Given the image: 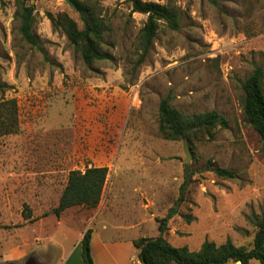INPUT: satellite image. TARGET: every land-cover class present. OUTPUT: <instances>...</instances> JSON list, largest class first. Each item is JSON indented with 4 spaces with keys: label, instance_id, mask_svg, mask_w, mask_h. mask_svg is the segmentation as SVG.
I'll list each match as a JSON object with an SVG mask.
<instances>
[{
    "label": "rangeland",
    "instance_id": "1",
    "mask_svg": "<svg viewBox=\"0 0 264 264\" xmlns=\"http://www.w3.org/2000/svg\"><path fill=\"white\" fill-rule=\"evenodd\" d=\"M97 1L106 58L88 65L47 16L66 12L80 24L65 0H27L42 50L22 38L16 0H0V103L15 99L19 120L17 131L0 133V264H59L87 226L156 237L187 172L179 212L193 219L170 218L168 242L197 251L231 239L250 248L264 214V143L244 117L242 84L255 67L264 72V0H146L177 7L181 28L162 23L144 60L147 15L126 0ZM167 95L183 114L216 110L228 122L211 137L184 136L189 161L184 137L159 132ZM92 166L109 170L99 204L54 215L70 171ZM212 167L236 175L223 179ZM128 258L124 251L121 261Z\"/></svg>",
    "mask_w": 264,
    "mask_h": 264
},
{
    "label": "trees",
    "instance_id": "2",
    "mask_svg": "<svg viewBox=\"0 0 264 264\" xmlns=\"http://www.w3.org/2000/svg\"><path fill=\"white\" fill-rule=\"evenodd\" d=\"M79 14L80 24L66 12L57 14L47 13L54 28L60 29L81 55L83 61L90 65L106 58L102 50L106 21L97 0H71ZM132 12L147 15L146 22L140 31L139 46L144 60L150 51L161 24L173 31L181 28V16L172 4L146 0H126ZM215 1V0H213ZM17 10L15 19L19 23L22 38L33 47L42 50L38 36L34 32V6L27 0H16ZM264 72L257 66L242 84L244 100L242 110L247 122L259 134L264 143ZM171 96L160 100L159 132L165 139L179 140L186 136L189 141L202 133L211 137L217 126L227 127V120L216 110L204 114H183L172 106ZM18 107L15 99L0 103V133H12L18 130ZM188 166V165H187ZM214 173L223 179L234 178L232 170L212 167ZM106 166H92L84 171L72 170L63 189L59 203L52 213L59 217L66 209L73 206L96 207L101 199L107 180ZM188 173V172H187ZM185 174L181 185V194L175 205L171 207L164 218L158 219L159 234L156 237H140L133 241L139 249V259L143 264H228L240 261L241 264H251L256 261L264 264V214L254 220L256 231L250 248L237 246L231 239L223 243L208 241L202 243L197 251L188 247L172 246L165 234L168 230V220L176 214L184 216L187 221L193 219L191 214L179 212V207L186 200V191L191 179ZM29 219L30 216L25 217ZM30 221H33L30 220ZM92 229H87L81 240V253L84 264H95L92 248Z\"/></svg>",
    "mask_w": 264,
    "mask_h": 264
},
{
    "label": "crops",
    "instance_id": "3",
    "mask_svg": "<svg viewBox=\"0 0 264 264\" xmlns=\"http://www.w3.org/2000/svg\"><path fill=\"white\" fill-rule=\"evenodd\" d=\"M89 228L93 230L91 248L95 264H98L99 261L101 264H104V262L106 264H124L121 261L124 251L129 253V258L125 264H136L134 258L138 257L139 259V250L133 243L135 238L133 231L131 232L129 227L118 228L116 226L111 228L103 226L102 229L87 226L80 232L75 244L60 258L59 264H84L81 253V240L85 231ZM97 246H99L98 249ZM95 249L98 252H95ZM94 253H96L97 258Z\"/></svg>",
    "mask_w": 264,
    "mask_h": 264
},
{
    "label": "water",
    "instance_id": "4",
    "mask_svg": "<svg viewBox=\"0 0 264 264\" xmlns=\"http://www.w3.org/2000/svg\"><path fill=\"white\" fill-rule=\"evenodd\" d=\"M71 7H73V9H76V6L74 5V3L71 0H65ZM184 151L186 154V158L185 161H189L191 158L190 152H189V147H188V142H187V138L184 137ZM238 263L241 264L240 261H237Z\"/></svg>",
    "mask_w": 264,
    "mask_h": 264
}]
</instances>
